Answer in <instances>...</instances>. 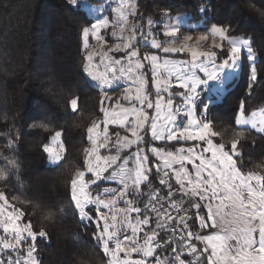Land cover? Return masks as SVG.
Listing matches in <instances>:
<instances>
[{
	"label": "snow or ice",
	"instance_id": "snow-or-ice-1",
	"mask_svg": "<svg viewBox=\"0 0 264 264\" xmlns=\"http://www.w3.org/2000/svg\"><path fill=\"white\" fill-rule=\"evenodd\" d=\"M66 3L77 5L78 0ZM114 12L109 35L119 42L108 52L123 55L89 51L90 37L107 44L101 30L109 28L108 19L82 28L83 71L101 90V115L86 129L90 146L83 148L81 166L69 182L73 215L85 227L96 221L94 247L104 264H264V164L256 166L259 172L251 165L245 170L248 137L242 135L250 128L264 136V113L259 120L255 111L249 117L241 101L226 144L208 118V102L202 101L205 92L213 91L210 82L219 85L216 99L227 92L225 70L239 67L244 50L247 60L256 61L252 41L215 26L211 36L220 42L214 39L206 50L190 46L191 35L163 43L154 34L155 21L141 14L139 0H119ZM178 31L165 26L163 36L175 38ZM181 53L189 58H169ZM94 55L100 56L95 64ZM257 80L253 63L249 88ZM117 84L124 87L113 97L107 90ZM207 101L214 102L213 96ZM66 104L80 114L78 95L70 94ZM42 151L50 164L70 163L62 131H55ZM8 179L0 167V181ZM100 181L114 186L100 192L93 188ZM15 199L32 204L27 194ZM25 216L0 191V230L7 234L0 235V264H40L36 241L48 232L43 226L34 229L30 220L21 223ZM73 239L78 249L85 247L78 236Z\"/></svg>",
	"mask_w": 264,
	"mask_h": 264
},
{
	"label": "trees",
	"instance_id": "trees-1",
	"mask_svg": "<svg viewBox=\"0 0 264 264\" xmlns=\"http://www.w3.org/2000/svg\"><path fill=\"white\" fill-rule=\"evenodd\" d=\"M139 4L141 14L154 21L161 19L162 10L172 17L192 14L195 21L204 19L208 28L225 26L232 35L252 41L258 80L249 88L251 63L244 54L239 77L208 112L227 144L241 101L247 115L264 106V0H139ZM91 23L84 10L66 0H0V167L9 174L8 181H0V191L25 211L23 223L30 220L34 229L43 226L48 232L47 238L36 241L40 264H76L77 258L104 261L94 247L95 223L85 227L73 215L68 199L72 172L81 166L83 148L90 146L86 129L101 115V94L83 71L82 28ZM70 94L80 97L79 115L67 107ZM57 130L63 133L65 159L70 161L64 167L50 166L42 151ZM242 135L248 137L243 142L245 170L251 165L259 172L264 136L250 128ZM25 194L31 205L15 199H24ZM73 236L85 247L78 249Z\"/></svg>",
	"mask_w": 264,
	"mask_h": 264
},
{
	"label": "rangeland",
	"instance_id": "rangeland-1",
	"mask_svg": "<svg viewBox=\"0 0 264 264\" xmlns=\"http://www.w3.org/2000/svg\"><path fill=\"white\" fill-rule=\"evenodd\" d=\"M97 1H99L98 4H93V3H90L87 0V5H91L92 7L86 6V4L84 3V0H78V4L77 5H73L74 7H79L82 10H84L87 13V15L89 16V18H91L93 20V23H98V22H100L103 19H108L109 22H110L109 23V28L101 30V34L104 37H106V39H107V44L105 46L98 45L97 41L95 40V38L94 37H90V40H89V44H90L89 51H92L95 54L98 50H102L105 53H107L108 55L119 57V56L123 55V53L108 52V49L111 48L114 43L119 42L118 40H116L115 38H113V37H111L109 35V32L112 30L111 29V24H113L115 22L114 9L116 7H118L119 0H97ZM135 22L137 24H139L140 23L139 18H136ZM165 26H167L169 28L178 29L179 31L177 33V37L172 38V37L163 36V31H164ZM207 26L208 25L206 24V21L204 19L200 20V21H195L193 19V15L192 14H185V15L176 16V17H172V16H170L168 14V15H163L159 21H155V23H153V25H152V28L156 29V32L154 34L163 43H167V41L170 40V39L182 40L183 36L191 35L193 37V39H192V41L189 42L190 46H192V47H198L199 46V50H206V49L211 48V44H212V41L214 39L217 42H220L218 37H212L211 36V28L215 27V25H213L211 28H208ZM198 29H201L202 31L198 32L197 31ZM182 30H192L194 32H182ZM201 35H208V37H209L208 41H205V42L200 41L198 38ZM223 44H224L225 49H227V47H228L227 41H223ZM143 50H144L143 49V42H141V51H143ZM217 51H218V56L222 59L223 58V54L220 53L219 50H217ZM84 53H85V50H84ZM244 54L247 57V51L246 50H244L242 57L244 56ZM169 58L183 59V58H189V57H188L187 53H181V54H175V55H173V56H171ZM99 61H100V56L99 55H94L93 63L95 64V63H97ZM241 62H242V59H241ZM241 62H240L239 67H237L236 69H234V70L233 69H226L225 70L226 80H227V83H228V88H229V85L236 78L239 77L240 69H241ZM249 62L251 64H253V63L255 64L256 61L255 62L249 61ZM101 67H103L102 64H101ZM200 75L202 76L203 74H200ZM85 76H86L89 84H91L94 88H96L101 94V90L99 89L98 85L95 82L91 81L90 77H88L86 73H85ZM123 87H124V85L117 84L116 86H114L113 89H108L107 91H109L111 94H112L113 91L114 92L117 91V93L112 94L113 97H116L117 95H119L121 93ZM218 87H219V85L217 84V82H210L209 83V88L212 89L213 91L212 92H205L203 94V96H202V101L208 102L209 109H210V107L213 104H215L217 102H220L224 98L226 93H227L226 92L221 98L216 99V97H215V89L218 88ZM209 95L213 96V101L214 102L207 101V97ZM255 112L257 113L256 119L259 120L261 118V114L264 113V106L259 108L258 110H255ZM248 116L251 117V114L248 115ZM238 127H240V126H238ZM111 130H112V128L110 126V131ZM157 143H159V142H157ZM103 152H104V150H102V154H103ZM48 164L50 166H52V167L56 166V165L50 164L49 162H48ZM102 183L107 184V186H114L110 182H107V181H100L98 185H100ZM98 185L97 186H93V188L94 189H98L100 192H102L103 188L105 186H103L101 189H99ZM201 214H203V213H201ZM92 222L96 223L95 220H93ZM21 223H23V222L21 221ZM101 223H103V222L101 221ZM0 235H7V234L2 233V230H0ZM24 250L26 251V248ZM133 258H137V254H134Z\"/></svg>",
	"mask_w": 264,
	"mask_h": 264
},
{
	"label": "clouds",
	"instance_id": "clouds-1",
	"mask_svg": "<svg viewBox=\"0 0 264 264\" xmlns=\"http://www.w3.org/2000/svg\"><path fill=\"white\" fill-rule=\"evenodd\" d=\"M76 264H104V261L102 259H99L98 261L95 259H88L85 260L83 258H77Z\"/></svg>",
	"mask_w": 264,
	"mask_h": 264
}]
</instances>
